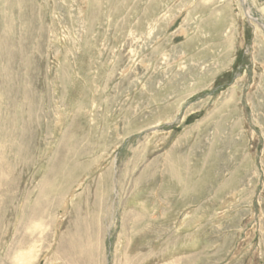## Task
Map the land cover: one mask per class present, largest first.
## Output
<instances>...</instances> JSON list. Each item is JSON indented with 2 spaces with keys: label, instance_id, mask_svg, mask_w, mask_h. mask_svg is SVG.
Returning a JSON list of instances; mask_svg holds the SVG:
<instances>
[{
  "label": "rangeland",
  "instance_id": "obj_1",
  "mask_svg": "<svg viewBox=\"0 0 264 264\" xmlns=\"http://www.w3.org/2000/svg\"><path fill=\"white\" fill-rule=\"evenodd\" d=\"M0 264H264V0H0Z\"/></svg>",
  "mask_w": 264,
  "mask_h": 264
},
{
  "label": "bare ground",
  "instance_id": "obj_2",
  "mask_svg": "<svg viewBox=\"0 0 264 264\" xmlns=\"http://www.w3.org/2000/svg\"><path fill=\"white\" fill-rule=\"evenodd\" d=\"M79 156V155H78Z\"/></svg>",
  "mask_w": 264,
  "mask_h": 264
},
{
  "label": "water",
  "instance_id": "obj_3",
  "mask_svg": "<svg viewBox=\"0 0 264 264\" xmlns=\"http://www.w3.org/2000/svg\"><path fill=\"white\" fill-rule=\"evenodd\" d=\"M250 17V16H249Z\"/></svg>",
  "mask_w": 264,
  "mask_h": 264
}]
</instances>
